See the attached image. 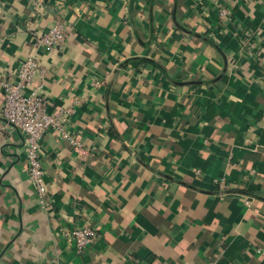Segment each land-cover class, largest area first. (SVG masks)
<instances>
[{
    "label": "crops",
    "instance_id": "1",
    "mask_svg": "<svg viewBox=\"0 0 264 264\" xmlns=\"http://www.w3.org/2000/svg\"><path fill=\"white\" fill-rule=\"evenodd\" d=\"M29 56L81 148L45 136L42 209L0 115V264H264V0H0V81Z\"/></svg>",
    "mask_w": 264,
    "mask_h": 264
},
{
    "label": "built area",
    "instance_id": "2",
    "mask_svg": "<svg viewBox=\"0 0 264 264\" xmlns=\"http://www.w3.org/2000/svg\"><path fill=\"white\" fill-rule=\"evenodd\" d=\"M34 8L43 10L40 1L34 2ZM226 9L222 10L221 17L228 15ZM68 26L57 22L49 27L46 32L38 35L34 46H45L50 50L61 51L69 39ZM47 69L36 56H29L20 65L16 79L0 81V89L3 91V102L0 115L6 126H11L21 132L24 138L23 151L28 164L29 181L35 191L40 208H47V183L45 170L42 164V148L45 136L54 132L61 139H67L80 149L79 142L68 131L72 109H60L49 111L50 103L46 92L45 77ZM98 83H92L97 86ZM219 188H225L223 179L216 181ZM245 205L250 206L251 199H245ZM78 213V211H77ZM70 235L78 254L94 246L101 234L93 226H77ZM133 264H147L142 260H135Z\"/></svg>",
    "mask_w": 264,
    "mask_h": 264
}]
</instances>
